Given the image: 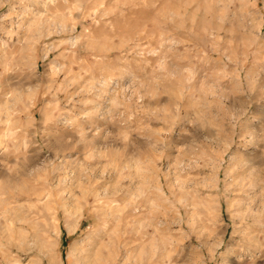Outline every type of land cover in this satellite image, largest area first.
I'll return each instance as SVG.
<instances>
[{"label":"rangeland","instance_id":"obj_1","mask_svg":"<svg viewBox=\"0 0 264 264\" xmlns=\"http://www.w3.org/2000/svg\"><path fill=\"white\" fill-rule=\"evenodd\" d=\"M0 264H264V0H0Z\"/></svg>","mask_w":264,"mask_h":264}]
</instances>
